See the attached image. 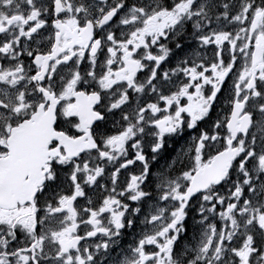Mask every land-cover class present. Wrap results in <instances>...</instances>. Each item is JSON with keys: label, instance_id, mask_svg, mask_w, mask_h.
I'll return each instance as SVG.
<instances>
[{"label": "snow or ice", "instance_id": "6c2138e0", "mask_svg": "<svg viewBox=\"0 0 264 264\" xmlns=\"http://www.w3.org/2000/svg\"><path fill=\"white\" fill-rule=\"evenodd\" d=\"M0 264H264V0H0Z\"/></svg>", "mask_w": 264, "mask_h": 264}]
</instances>
